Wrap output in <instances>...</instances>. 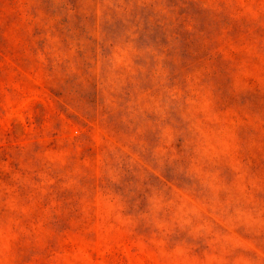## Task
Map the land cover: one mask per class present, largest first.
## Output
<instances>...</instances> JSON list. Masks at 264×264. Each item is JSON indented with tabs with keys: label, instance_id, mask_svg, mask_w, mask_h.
I'll return each mask as SVG.
<instances>
[{
	"label": "rangeland",
	"instance_id": "obj_1",
	"mask_svg": "<svg viewBox=\"0 0 264 264\" xmlns=\"http://www.w3.org/2000/svg\"><path fill=\"white\" fill-rule=\"evenodd\" d=\"M0 264H264V0H0Z\"/></svg>",
	"mask_w": 264,
	"mask_h": 264
}]
</instances>
